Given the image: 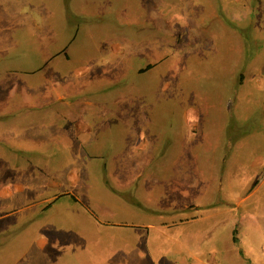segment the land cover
<instances>
[{
    "label": "rangeland",
    "instance_id": "1",
    "mask_svg": "<svg viewBox=\"0 0 264 264\" xmlns=\"http://www.w3.org/2000/svg\"><path fill=\"white\" fill-rule=\"evenodd\" d=\"M0 31V80L32 73L40 95L56 80L64 101L35 111L81 101L89 126L84 162L63 183L77 203L63 196L16 230L1 223L0 264H129L123 253L147 257L133 264H264V0H0ZM57 154L46 174L70 178ZM37 155L19 156L28 178L40 176L25 159ZM231 211L249 221L234 225ZM42 220L54 242L41 247Z\"/></svg>",
    "mask_w": 264,
    "mask_h": 264
},
{
    "label": "crops",
    "instance_id": "2",
    "mask_svg": "<svg viewBox=\"0 0 264 264\" xmlns=\"http://www.w3.org/2000/svg\"><path fill=\"white\" fill-rule=\"evenodd\" d=\"M3 19V17H1ZM3 34L0 31V39L3 38ZM9 45H0V56L4 53L6 49H8ZM3 58L0 57V61ZM3 75V74H2ZM13 74H10L7 79L5 76L0 80V125H5L7 128L0 133V149L2 153L0 154L2 158L6 160L12 161V158L16 159V163H11L9 161L0 159V224L3 223V230L10 231L16 230L18 226L21 227V221H24L27 216L30 215V219H36L39 217H44L48 212L53 210L56 207L58 200L63 196L72 195V189H67L64 187V181H75L72 179V175L74 176V166L75 161L80 160L81 164L84 162V153L85 147L84 144V130L88 129L87 122L85 118L88 115V109L85 111L84 106H81L80 102H77L78 112L70 111V112H61V111H35L40 110V108H44L46 103L51 100L60 99L61 102L64 101V96L56 97L52 95L54 92L58 91L56 80H49L48 88L46 91L40 95L38 89H33L35 85V80L29 78L32 73H27L28 80L22 78L23 83H19L16 79H13ZM3 87H8L6 90L5 96L2 94ZM21 87L24 89L22 90ZM27 88H31L30 91ZM19 90L21 94H23L22 100L14 99V94L16 90ZM39 97V99H38ZM38 99L34 101L33 99ZM24 100V101H23ZM24 102L25 108H29L25 111L21 110V105ZM91 105V104H89ZM18 111V112H17ZM20 111V112H19ZM29 115L34 120V122L30 123V126L21 123V119L24 116ZM187 115L185 114V118ZM59 151L62 154L65 153L66 160H59V163L64 166V172L68 173L70 178L61 179L56 174L55 176H48L46 173L49 172V166L56 164L58 160ZM38 154L37 158L26 159V163L29 165H35L37 169V173L40 176H29L28 173H25V169L20 168V162L24 159L19 157L24 154ZM45 153V158L44 155ZM57 158V160H56ZM89 158V157H87ZM79 161V162H80ZM89 161H87L88 163ZM13 165L14 167L11 169L14 174H6L5 172L10 171L6 166ZM30 175V174H29ZM43 179L44 183L40 186L37 184L39 179ZM61 179V180H59ZM27 181H35V187H37L38 191L36 193L31 194L30 183L27 187ZM185 182V181H184ZM176 183H182L181 187H187L182 179H177ZM258 184V183H257ZM49 192H54L53 196H48ZM185 195L190 193L185 192ZM73 202L77 203V199L75 196H71ZM194 209L193 206H184L183 210ZM235 213L231 211V214ZM196 214V213H195ZM221 214V212H219ZM234 218L235 224L238 227L245 222L249 221V217L246 218L245 221H242L241 214L240 218H238L237 213ZM199 215V217H198ZM198 215L194 217L189 216L188 218H183L181 221L184 225L192 224L202 219L201 212L198 211ZM247 215V214H245ZM259 219L255 218L258 225V231L262 235L264 239V213L258 214ZM244 219V217H243ZM233 220V219H232ZM43 220L41 221V230L45 232L49 236V240L44 242L42 245L39 242V246H45L50 242H54L50 236V229L44 226ZM241 226V227H242ZM100 228V227H98ZM75 231L66 232V237L70 238L72 233ZM77 238L80 239L82 245H85L86 240L90 239L89 228L80 231L77 234ZM67 239V238H66ZM233 243L237 242V238L235 235V231L233 232ZM68 243V242H66ZM17 247L14 245V248ZM12 250V252H13ZM121 252V251H120ZM18 255V254H17ZM14 255L13 257H16ZM125 261H130L129 264H133V261L136 262H144L147 261V257L144 255H135L132 256L130 254H124ZM50 258L49 255L38 254L35 255V260L38 262L48 261ZM14 263H18V260H15Z\"/></svg>",
    "mask_w": 264,
    "mask_h": 264
},
{
    "label": "trees",
    "instance_id": "3",
    "mask_svg": "<svg viewBox=\"0 0 264 264\" xmlns=\"http://www.w3.org/2000/svg\"><path fill=\"white\" fill-rule=\"evenodd\" d=\"M149 68H151V67H149ZM149 68H148V69H149Z\"/></svg>",
    "mask_w": 264,
    "mask_h": 264
}]
</instances>
